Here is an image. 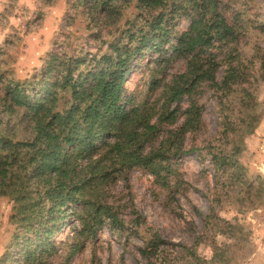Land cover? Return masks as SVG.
I'll return each mask as SVG.
<instances>
[{"label":"trees","instance_id":"obj_1","mask_svg":"<svg viewBox=\"0 0 264 264\" xmlns=\"http://www.w3.org/2000/svg\"><path fill=\"white\" fill-rule=\"evenodd\" d=\"M131 5L135 14L119 24ZM88 7L98 25L111 20L93 34L96 52L55 41L30 78L4 80L0 72V197L11 202L15 226L0 264H52L66 219L78 224L69 257L106 221L121 233L108 190L141 169L170 194L178 192L174 162L197 152L185 141L203 125L204 88L233 98L239 90L251 99L243 88L255 69L242 52L248 28L228 16L224 0H90ZM182 20L188 26L180 31ZM179 60L182 71L169 77ZM258 63L264 71V60ZM142 66L147 93H156L153 104L136 101L125 87ZM248 117L249 125L256 120ZM209 155L214 176L230 171L222 156ZM162 243L156 236L150 247Z\"/></svg>","mask_w":264,"mask_h":264},{"label":"rangeland","instance_id":"obj_2","mask_svg":"<svg viewBox=\"0 0 264 264\" xmlns=\"http://www.w3.org/2000/svg\"><path fill=\"white\" fill-rule=\"evenodd\" d=\"M88 2L0 0L4 80L22 82L37 74L55 41L66 48L96 52L100 41L93 34L111 20L101 25L94 22L88 15ZM224 4L228 16L236 15L248 28L242 52L244 59L247 55L255 62V69L254 79L249 78L243 88L251 99L239 90L233 98L228 92L204 88L199 99L203 125L185 141L186 149L193 146L197 152L174 162L181 182L178 192L170 194L147 172L132 170L128 183L117 181L107 194L108 203L123 220V231L113 232L106 221L94 238L69 257L67 249L78 224L74 218L66 219L55 238L52 264H264V71L258 69V59L264 60V0H224ZM134 12L131 5L119 24ZM187 26L182 20L177 29ZM183 67L182 60L176 61L167 75ZM135 69L126 80V89L135 94L136 101L146 98L153 104L156 93H147L146 68ZM222 72L223 68L218 79ZM252 115L256 120L249 125ZM209 154L222 156L230 171L214 176ZM11 207L8 198L0 197V258L9 249L15 230ZM156 236L163 243L150 247Z\"/></svg>","mask_w":264,"mask_h":264}]
</instances>
